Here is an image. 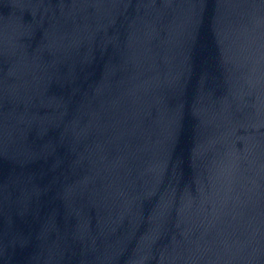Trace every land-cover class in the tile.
Masks as SVG:
<instances>
[{
  "label": "water",
  "instance_id": "1",
  "mask_svg": "<svg viewBox=\"0 0 264 264\" xmlns=\"http://www.w3.org/2000/svg\"><path fill=\"white\" fill-rule=\"evenodd\" d=\"M0 264H264V0H0Z\"/></svg>",
  "mask_w": 264,
  "mask_h": 264
}]
</instances>
